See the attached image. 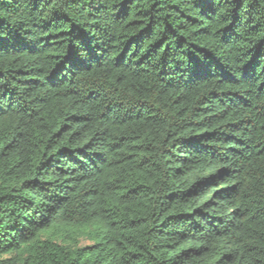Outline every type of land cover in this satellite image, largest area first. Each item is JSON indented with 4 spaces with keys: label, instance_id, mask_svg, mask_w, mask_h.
Returning a JSON list of instances; mask_svg holds the SVG:
<instances>
[{
    "label": "trees",
    "instance_id": "obj_1",
    "mask_svg": "<svg viewBox=\"0 0 264 264\" xmlns=\"http://www.w3.org/2000/svg\"><path fill=\"white\" fill-rule=\"evenodd\" d=\"M0 264H264V0H0Z\"/></svg>",
    "mask_w": 264,
    "mask_h": 264
},
{
    "label": "rangeland",
    "instance_id": "obj_2",
    "mask_svg": "<svg viewBox=\"0 0 264 264\" xmlns=\"http://www.w3.org/2000/svg\"><path fill=\"white\" fill-rule=\"evenodd\" d=\"M79 241H80V245H87V244H90L91 242L89 240H87V238L85 237H81L79 238Z\"/></svg>",
    "mask_w": 264,
    "mask_h": 264
}]
</instances>
